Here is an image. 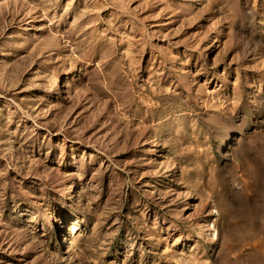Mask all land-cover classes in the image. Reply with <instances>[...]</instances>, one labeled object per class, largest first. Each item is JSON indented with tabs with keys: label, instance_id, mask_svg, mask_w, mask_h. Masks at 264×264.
I'll return each instance as SVG.
<instances>
[{
	"label": "rangeland",
	"instance_id": "obj_1",
	"mask_svg": "<svg viewBox=\"0 0 264 264\" xmlns=\"http://www.w3.org/2000/svg\"><path fill=\"white\" fill-rule=\"evenodd\" d=\"M0 264H264V0H0Z\"/></svg>",
	"mask_w": 264,
	"mask_h": 264
}]
</instances>
